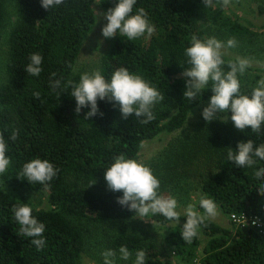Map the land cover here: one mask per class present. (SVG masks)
<instances>
[{"label":"trees","instance_id":"16d2710c","mask_svg":"<svg viewBox=\"0 0 264 264\" xmlns=\"http://www.w3.org/2000/svg\"><path fill=\"white\" fill-rule=\"evenodd\" d=\"M93 1L64 0L59 6L44 9L41 0H14L16 19L7 32L6 78L0 84V133L8 141L6 155L11 163L0 178L23 193L14 195L0 186V264H80L83 254L103 264L101 253L107 249L116 251L115 264H133L136 251L141 249L146 252L145 264H173L162 257L161 245L181 257L194 258L202 236L206 242L199 256L201 264H264V238L251 227L222 228L209 220L198 233L201 238L195 237L191 244L182 239L180 224L168 228L163 237L136 231L134 211L117 202L123 193L109 190L104 179L113 157L124 153L135 159L146 139L181 128L202 106L192 132L176 148L178 153L171 154V166L181 163L194 168L199 159L210 169L199 176L202 194L228 215L244 212L264 219V195L258 191L264 181L254 176L264 161H258L255 168H241L226 160L228 147L235 149L239 141L247 139L258 146L264 143V135L252 133L250 126L237 130L233 123L218 118L206 122L201 113L209 103L211 88L199 99L188 101L184 96L187 78L181 75L190 67L183 53L192 35L203 39L211 31L246 39L254 32L238 16L223 13L218 6L207 8L203 0H137L133 14L143 7L155 32L133 41L117 33L102 56L100 70L110 80L116 69L127 68L156 86L165 98L153 108L155 120L147 124H141L134 113L122 118L119 105L107 99H98V114L85 120L90 106L77 113L71 88H63V83L79 82L80 74L74 73L73 67L95 22ZM99 2L107 11L117 0ZM202 7L215 23L210 30L200 23ZM257 7L264 14V5ZM4 27L0 2V38ZM33 53L43 57L38 77L25 70ZM54 79H61L60 89L50 87ZM35 91L41 93V100L33 97ZM242 91L250 93L251 88ZM13 129H19L15 142L9 139ZM36 157L53 163L59 169L57 176L44 184L18 178L23 164ZM167 181L181 185L179 180H161L160 193ZM44 191L50 207L31 206L33 216L45 224L46 246L38 251L30 242L32 238L18 234L11 209L13 204L30 205L28 195ZM197 209L203 212L199 203ZM149 218L160 227L174 222L159 214ZM186 219L182 214L179 222L186 223ZM121 246L132 253L127 261L120 259Z\"/></svg>","mask_w":264,"mask_h":264},{"label":"clouds","instance_id":"9594fccd","mask_svg":"<svg viewBox=\"0 0 264 264\" xmlns=\"http://www.w3.org/2000/svg\"><path fill=\"white\" fill-rule=\"evenodd\" d=\"M64 3V0H41L44 9H52ZM100 4L99 0H95ZM137 0H117L114 7L106 12L98 13L103 15L107 23L102 27V35L105 38H113L119 33L129 41L136 40L147 34L151 36L155 32V25L148 19V13L143 7L138 8L133 14V8ZM207 8L224 9L231 4V0H203ZM238 41L235 37L227 39L226 42L214 36L198 38L196 35L190 37L189 46L184 49V57L190 67L185 68L181 73L186 77L184 96L186 100L199 99L209 87L212 95L209 103L202 110V117L206 122L213 119H220L227 123L230 119L237 130L244 131L250 126L251 132L257 136L264 135L262 124H264V77H261L250 93L242 91L241 77L253 66L251 58L235 57L225 60V49L237 47ZM30 63L25 70L27 74L38 77L42 72L43 57L33 53L30 56ZM184 61L181 62L183 65ZM264 67V64H261ZM53 77L56 73L51 74ZM52 89L62 87L61 79L50 81ZM71 88L70 94L75 98L77 113L82 107L90 106L85 113L84 119L89 120L98 114L97 101L107 99L113 105H119L122 118L127 119L131 114L140 118L141 124H147L155 120L153 108L164 100L165 96L156 86L150 84L141 75L131 73L127 68L120 67L106 80L100 69L91 73L85 72L80 75L79 82L68 80L63 83V88ZM33 97L41 100V93L33 92ZM42 102V101H41ZM103 115V113H99ZM192 113L189 115L191 116ZM19 137V129H13L9 139L13 142ZM8 141L0 133V174L6 172L11 163L6 155ZM234 162V165L241 168H255L258 161H264V143L258 146L252 139L241 140L235 149L228 147L227 158ZM59 169L48 159L36 157L23 164L18 178H26L31 183L44 184L57 176ZM258 181H264V167L254 171ZM104 179L107 187L113 192H122L117 197V202L127 206L134 211L135 216L141 219H148L157 214L162 215L168 221L179 222L181 212L178 211V201L171 195L160 194V180L153 173V170L143 161L128 158L124 153L113 157V162L104 171ZM95 182V181H94ZM93 182V183H94ZM92 184V183H91ZM259 194L264 195V183L259 185ZM199 208L194 203H188L183 209V216H186V223L183 224L182 239L191 244L198 236L201 226H206V221L214 219L218 215V207L213 199L206 194L199 198ZM15 221L19 225L18 234L22 237L32 238L31 244L35 245L38 251L46 246L44 237L45 224L33 216V209L28 204H13L11 209ZM231 219L239 223L236 214ZM253 225L257 222L253 220ZM120 259L129 260L132 253L126 246L119 248ZM104 264H115L116 251L107 249L101 253ZM146 252L141 249L136 251L133 264H145Z\"/></svg>","mask_w":264,"mask_h":264},{"label":"rangeland","instance_id":"374dc122","mask_svg":"<svg viewBox=\"0 0 264 264\" xmlns=\"http://www.w3.org/2000/svg\"><path fill=\"white\" fill-rule=\"evenodd\" d=\"M3 5V12L5 17V27L0 38V84L6 78V73L4 69V64L7 58L8 51V42L7 36L11 29V24L16 19V6L14 0H0ZM258 4L264 5V0H231V4L223 9V13L230 14L232 16H238V20L248 26L254 33L252 35L244 38L236 39L238 41L237 47L235 48H226L224 51L226 53L225 60L234 59L235 57H246L251 58L253 61V66L249 68L245 75L240 79L242 81V88H252L256 85V82L264 77V67L261 64H264V14H260L258 11ZM92 9L95 15V22L83 41L79 55L75 61L73 72L82 73L88 72L91 73L95 69H100L102 56L105 54L109 48L112 38H105L102 35V27L107 23L103 15H98V13L106 12L103 8L95 3V0L92 3ZM201 15V24L202 27H209V30L213 28L214 24L212 19L209 18L208 13L204 7L199 9ZM214 36L217 39H220L224 42L227 39L231 38L228 34L224 33H209L206 37ZM202 106L196 108L195 112L184 122L183 126L173 132L162 131L155 135L152 138L146 139L135 159L143 161L148 165L157 178L161 180L172 181L179 180L181 185H177V182H170L162 186V191L160 194L171 195L175 197L178 201L179 207L178 211L183 214V209L187 206L188 203H194L198 205L199 198L202 194L201 191V182H200V173L206 170V174L209 173L210 169L204 168L199 159L195 161L194 168H189L186 165L181 163L171 166L170 159L171 154L178 153L176 149L179 147L180 143L185 141L186 136L192 132L195 124L194 118L200 112ZM228 122L233 123L230 119ZM264 128V124H262ZM186 181V183L184 182ZM0 186L3 190L12 191L14 195H21L23 192L19 190H13L9 187L8 184H5L1 181ZM28 195V194H27ZM30 200L29 204L35 208H46L48 209L49 203L47 199L46 192L32 193L28 195ZM215 224H218L222 228H234L238 227L230 220V216L222 212L218 208V215L216 218L211 219ZM136 231H141L146 234H157L159 237H163L162 233H166L168 228L176 224L183 226L184 222H171L165 226H158L154 220L141 219L139 217L133 220ZM202 231V226L199 229V232ZM201 238L202 234H198ZM97 237V236H96ZM206 242V237L202 236V241L198 245L197 250L195 251L194 258H188V256L181 257L178 254H174L168 250L164 245H161L162 257L167 258L173 262V264H196L198 262L199 256L202 254V249ZM100 256V253H99ZM102 263L104 264V258L102 256ZM80 264H99L96 260L92 259L90 255L83 254Z\"/></svg>","mask_w":264,"mask_h":264},{"label":"built area","instance_id":"2783aa9c","mask_svg":"<svg viewBox=\"0 0 264 264\" xmlns=\"http://www.w3.org/2000/svg\"><path fill=\"white\" fill-rule=\"evenodd\" d=\"M236 214L238 219H239V223H237L236 221H233L231 219L232 215ZM230 216V220L236 224L237 226H239L240 228H254L258 231V233L264 238V219H262L259 215H252V216H247L244 212L241 213H231L229 214ZM253 220H255L257 223L255 225H253ZM196 264H201L200 261L196 262Z\"/></svg>","mask_w":264,"mask_h":264}]
</instances>
